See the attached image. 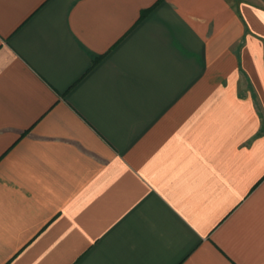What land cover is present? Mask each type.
I'll return each mask as SVG.
<instances>
[{
    "label": "crops",
    "instance_id": "1",
    "mask_svg": "<svg viewBox=\"0 0 264 264\" xmlns=\"http://www.w3.org/2000/svg\"><path fill=\"white\" fill-rule=\"evenodd\" d=\"M0 264H264V0H0Z\"/></svg>",
    "mask_w": 264,
    "mask_h": 264
}]
</instances>
